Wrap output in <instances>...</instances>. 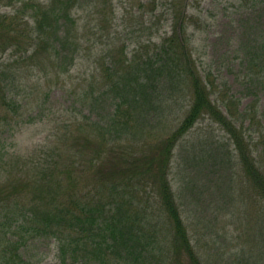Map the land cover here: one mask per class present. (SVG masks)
I'll return each mask as SVG.
<instances>
[{"label": "trees", "instance_id": "obj_1", "mask_svg": "<svg viewBox=\"0 0 264 264\" xmlns=\"http://www.w3.org/2000/svg\"><path fill=\"white\" fill-rule=\"evenodd\" d=\"M98 1L23 0L14 11L0 14V51L16 52L22 47L26 67L38 78L67 73L80 51V13L95 8ZM174 19L176 27L169 34L160 36L157 43L148 42L146 47L155 50L152 54L140 61L126 59L124 53L113 58L104 70L105 84L88 83L74 94L79 106H87L98 95H112L114 111L109 127L118 137L107 138L110 129H103L90 117L77 127L78 134L72 135L74 154L87 158L99 179L93 201L78 200L71 187L63 192L58 176L59 148L58 158L50 155L40 160L39 174L11 175L10 169L0 184V264H39L24 256L27 239L36 236L54 239L58 264H157V243L164 244L162 257L168 264H206L192 244L169 181L174 147L203 117L226 133L239 177L249 199L254 200L257 224H264V36L249 33L239 41V84L250 98L239 109V100L225 92L218 91L217 102L212 100L217 86L194 65L183 36L184 9L175 10ZM15 65L18 68L13 74L19 77L20 67ZM4 73L0 65V107L16 113L20 105ZM162 82L183 86L189 108L175 129L162 130L146 149H136L134 139L142 138L145 129L140 124H145L150 109L154 110L151 99ZM12 121L8 114L0 115V129ZM117 141L123 143L114 147L116 152L107 148ZM106 151L109 153L104 156ZM7 153L2 145L0 169L13 167ZM231 157L228 153L229 162ZM65 170L70 178V171ZM137 186L149 187L155 194L157 212L149 197L144 200L129 191V198L124 197L123 187ZM164 238L166 242L161 241Z\"/></svg>", "mask_w": 264, "mask_h": 264}, {"label": "rangeland", "instance_id": "obj_2", "mask_svg": "<svg viewBox=\"0 0 264 264\" xmlns=\"http://www.w3.org/2000/svg\"><path fill=\"white\" fill-rule=\"evenodd\" d=\"M22 1L0 0V14L14 11ZM177 9H184L183 36L188 40L196 69L202 77L208 74L217 86L212 100L217 102L220 91L239 100V109L247 105L250 98L239 84L241 65L237 49L246 34L264 36V2L99 0L95 8L80 13V51L67 73L38 78L26 67L22 47L16 52L0 51L3 78L20 105L16 113L0 107V115L6 113L13 119L12 129L10 126L0 129V150L2 145L6 147V158L11 157L13 166L0 169V184L10 169L11 175L39 174L40 160L50 155L58 158L56 148H59L62 159H57L58 176L63 192L71 187L78 200L93 201L99 179L93 175L95 169L87 158L74 154L72 135L78 134L77 127L87 117L99 122L103 129H110L114 111L112 95H98L87 106L85 102L79 106L74 94L77 96L88 83L105 84L104 70L113 58H121L124 53L126 59L140 61L148 53L152 54L155 50L152 46L150 50L146 47L148 42L157 43L160 36L176 27L172 19ZM136 48L138 51H134ZM15 64L20 67L19 77L13 74L18 68ZM154 90L151 99L154 110L150 109L149 119L140 124L145 131L142 138L134 139L136 149H146L156 134L175 129L190 105L185 88L176 82H162ZM110 131L107 138L118 137ZM95 134L92 135L95 137ZM122 143L117 141L107 148ZM228 153L232 155L231 162ZM236 163L226 133L208 117L200 118L173 149L169 181L192 244L206 264H264V224H257L254 200L248 197ZM65 167L70 171V178ZM149 189L122 188L126 199L128 191L136 192L144 200L149 197L157 212L155 194ZM26 243L24 256L32 262L58 264L53 238L29 237ZM164 251V244L157 243L154 251L157 264H168L162 257ZM80 264L92 263L81 261Z\"/></svg>", "mask_w": 264, "mask_h": 264}]
</instances>
